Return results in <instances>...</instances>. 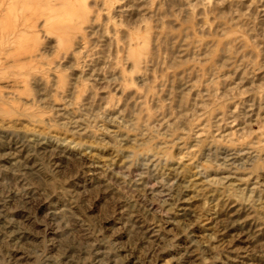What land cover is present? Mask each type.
Returning a JSON list of instances; mask_svg holds the SVG:
<instances>
[{
    "label": "rangeland",
    "instance_id": "rangeland-1",
    "mask_svg": "<svg viewBox=\"0 0 264 264\" xmlns=\"http://www.w3.org/2000/svg\"><path fill=\"white\" fill-rule=\"evenodd\" d=\"M0 264H264V0H0Z\"/></svg>",
    "mask_w": 264,
    "mask_h": 264
},
{
    "label": "bare ground",
    "instance_id": "bare-ground-1",
    "mask_svg": "<svg viewBox=\"0 0 264 264\" xmlns=\"http://www.w3.org/2000/svg\"><path fill=\"white\" fill-rule=\"evenodd\" d=\"M237 219V218H236Z\"/></svg>",
    "mask_w": 264,
    "mask_h": 264
}]
</instances>
